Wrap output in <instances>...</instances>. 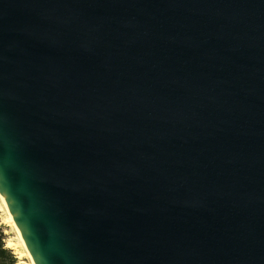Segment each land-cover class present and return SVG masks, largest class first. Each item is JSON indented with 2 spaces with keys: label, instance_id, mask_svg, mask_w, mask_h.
Listing matches in <instances>:
<instances>
[{
  "label": "water",
  "instance_id": "obj_1",
  "mask_svg": "<svg viewBox=\"0 0 264 264\" xmlns=\"http://www.w3.org/2000/svg\"><path fill=\"white\" fill-rule=\"evenodd\" d=\"M0 192L35 264H264V0H0Z\"/></svg>",
  "mask_w": 264,
  "mask_h": 264
},
{
  "label": "rangeland",
  "instance_id": "obj_2",
  "mask_svg": "<svg viewBox=\"0 0 264 264\" xmlns=\"http://www.w3.org/2000/svg\"><path fill=\"white\" fill-rule=\"evenodd\" d=\"M8 208L0 195V261L1 264H33L19 233L9 220Z\"/></svg>",
  "mask_w": 264,
  "mask_h": 264
},
{
  "label": "bare ground",
  "instance_id": "obj_3",
  "mask_svg": "<svg viewBox=\"0 0 264 264\" xmlns=\"http://www.w3.org/2000/svg\"><path fill=\"white\" fill-rule=\"evenodd\" d=\"M0 195H1V192H0ZM1 198H2V200H3L2 195H1ZM3 202H4V200H3ZM4 204H5V203H4ZM8 213H9V216H8L9 220L14 224L15 228L17 229V231H18V233H19V236H20V239H21V242H22V244L24 245V248L27 250L29 256L31 257V255H30V253H29V251H28V249H27V247H26V244H25V242H24V240H23V238H22V236H21V233H20V231H19V229H18V227H17V225H16L15 220L13 219V217H12V215L10 214L9 211H8ZM31 259H32V261H33V264H35V262H34V260H33L32 257H31Z\"/></svg>",
  "mask_w": 264,
  "mask_h": 264
}]
</instances>
